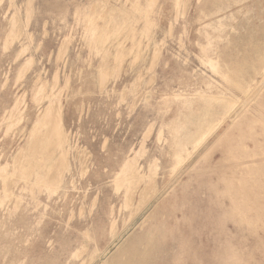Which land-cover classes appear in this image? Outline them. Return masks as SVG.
<instances>
[{"label":"rangeland","instance_id":"1","mask_svg":"<svg viewBox=\"0 0 264 264\" xmlns=\"http://www.w3.org/2000/svg\"><path fill=\"white\" fill-rule=\"evenodd\" d=\"M124 2L109 0L117 7ZM260 3L264 0H246L230 12ZM90 4L97 7L100 0H0V195L9 196L16 180L31 179L33 168L45 169L33 176L34 184L48 186V192H53L69 168L68 157L71 164L56 193L33 194L14 187L19 207L8 200L0 205V264H101L107 257L108 264H114L119 250L151 227L163 230L164 235L153 238L149 264H233L227 258L231 245L240 251L237 264H264V227L250 233L244 224L234 223L229 194L215 192L224 190L217 175L228 170L223 146L214 150L206 171L204 163L191 169L197 154L186 163L189 168L184 165L175 175L168 173L166 128L174 120L178 104L205 89L207 82L222 83L200 60L199 44H205L204 31H209L206 25L211 19L199 12L198 0H189L186 13L177 17L172 0H157V25L150 42L142 38V31L131 30L136 24L128 17L119 16L122 29L111 30V20L100 28L105 42L95 43L94 56L74 15ZM14 15L20 34L5 48ZM245 21L240 16L239 22ZM249 22L231 38L253 33L255 39H261L263 22L256 16ZM24 46L27 50L17 56ZM155 48L160 54L154 62ZM28 59L31 64L18 79V71ZM44 83L47 96L35 102L33 97ZM179 93L181 98H175ZM21 95L23 101L12 111L10 121L15 123L20 116L22 120L6 131L7 111ZM43 108L42 129H36L31 121ZM149 125L152 131L143 149L139 146ZM161 127L163 139L158 141ZM256 127L261 130L263 126L256 123ZM27 133L30 141L21 147ZM24 151L28 158L19 159ZM152 157L159 159L158 174L151 171L155 161L145 166ZM11 159L10 170L7 161ZM155 177L156 187L147 193H157L156 199H149L129 218L130 210L122 209L123 191L114 190L113 179L117 186L127 184L126 193L136 190L135 206L138 194ZM260 196L258 202L263 203L264 194ZM162 212L166 213L161 218ZM148 214L153 218L139 226ZM139 249L145 251L143 246ZM76 252L81 253L79 257L72 256Z\"/></svg>","mask_w":264,"mask_h":264},{"label":"bare ground","instance_id":"2","mask_svg":"<svg viewBox=\"0 0 264 264\" xmlns=\"http://www.w3.org/2000/svg\"><path fill=\"white\" fill-rule=\"evenodd\" d=\"M245 1L198 0L200 4L199 12L203 17L211 19L206 25L209 31H204L205 44H199L201 48L200 60L206 68L210 69L221 79L222 83L214 85L207 82L205 89L199 90L191 98L184 97L181 100L177 106V114L174 120L166 128L168 137L166 139L168 144L166 154L168 173L173 176L197 154L198 158L197 160L195 159L196 162L191 169L193 170L196 168V165L204 163L206 166L203 167V170H208L211 166L212 153L217 147L223 146V161L228 163L225 165L228 170L220 172L217 175L224 183V190H215V192L217 194L228 193L232 205L230 212L231 219L234 223L244 224L250 233H256L258 228L264 227V202H258L261 197L260 193L264 194V36L261 39H255L253 33H248L246 38L234 39L231 38V35H233L232 37L238 35L243 28L250 25V19L255 16L259 23L263 22L262 29L264 30V17L262 16L264 14V4L260 3L257 7H241L235 12H230L231 7L242 4ZM156 2L157 0H125L120 7H117L116 5H111L109 0H100L99 6L96 5L97 7L90 4L83 12L77 10L74 13L75 20L82 25L83 39L92 55L97 56L95 43L100 42L101 35L99 31L102 25L106 21L111 20V30L122 29V24L119 23L121 16L128 17V19L135 23L136 27L131 30L142 31V38L150 42L149 38L152 36L153 29L157 25L156 18L154 17ZM127 3H129V7L124 8ZM26 5V12L29 13L32 9L31 3L28 1ZM188 5L189 0H172V8L176 17L180 14H185ZM240 16L245 17V23L239 22ZM11 26L4 40L3 45L5 48H8L10 43L18 37L17 34H20L16 30L20 24L15 15L12 17ZM252 30L256 33L255 29ZM240 41L242 44L238 43ZM101 42L105 41L101 39ZM221 44L224 45L221 47ZM240 48L242 50H239ZM61 49L65 50V47ZM26 50L27 46H24L23 49L19 50L17 56H20ZM154 51L157 52L154 58L155 62V59L159 57L160 49L155 48ZM239 52H241V55L238 54ZM57 54L62 58L60 53ZM31 61V59L26 60L24 66L20 67L17 74L18 79L24 75ZM40 93H42L41 96H39ZM39 94L35 93L33 97L35 102L47 96L45 94V83L42 85ZM181 96L182 94L179 93L175 95V98H181ZM22 101V95L17 97L12 108L7 111V120L9 123L6 131L18 125L22 120L20 116L17 122L12 123L10 121L12 111L14 109L17 110L19 107L18 103H22ZM44 110L45 108L31 121V125L33 123L36 124V129H42L41 124L45 119H43L44 114L42 115ZM60 113L62 114V108H60ZM40 120L42 123H40ZM256 123L263 126L261 130L256 127ZM61 124L63 125V119L61 120ZM150 128H152V125L147 126L143 133L141 145L139 146L143 149H145L144 143L146 139L151 134L152 129ZM163 131L164 129L162 127L158 130V141L163 139ZM259 136H262V139ZM66 139L69 142L68 135ZM28 141H30L29 134L25 139L24 145L21 147H25ZM210 141H212L211 145L209 144ZM25 158H28L26 151L19 156V159ZM12 159L11 161H7L10 170L12 167ZM124 161L120 165V168L121 166L123 167ZM152 161H155V164H153L155 167L152 165L153 168L151 171L152 173L158 174L159 159L157 157L149 159L145 166H150ZM186 166L189 168L188 165ZM68 167L61 181L52 188L54 190L53 192H48V186L40 185L38 188L33 182V176L37 172H44L45 169L40 171L35 168L31 169L29 174L32 175V178L28 181L24 179L16 180L11 186L12 193L9 196L4 197L0 195V205H4L8 200L15 202L14 208L19 207L20 198L15 195L14 187L19 188L20 192L28 190L33 194L37 191L46 192L48 195L56 193L62 187L66 173L70 172L71 164L69 157ZM120 168L118 171L121 170ZM85 171L86 166L81 172L84 173ZM145 171L147 172V170ZM53 172L50 171L51 174ZM116 174L114 178H116ZM202 175L200 174L199 176ZM148 183L147 188L145 187L146 190L138 194L137 205L134 206V192L136 190H133L132 193H126L125 188L127 184L117 186L115 179H113L114 190L117 192L120 190L123 191L124 203L122 209L130 210L129 218H134L135 214L142 209V206L149 199H156L157 193H147L155 189L156 177ZM210 185L215 187L212 183ZM174 201L172 202L174 203ZM164 213L166 212H162L159 216L162 218ZM151 218L153 216L148 214L139 226L145 225ZM115 227L116 221L114 220L110 229V235L112 236L114 235ZM152 228L145 229L143 236L130 240L126 248L119 250L114 264H149L148 259L150 253L148 252L151 251V245L154 243L153 238L157 235H164L163 230L156 231V229ZM140 246H143L145 251H140ZM231 246L227 258L233 264H237L238 261H241L240 251L236 250L233 245ZM80 254V252H76L72 256L79 257ZM109 258L107 257L102 260L101 264H108ZM81 264H84V261Z\"/></svg>","mask_w":264,"mask_h":264}]
</instances>
